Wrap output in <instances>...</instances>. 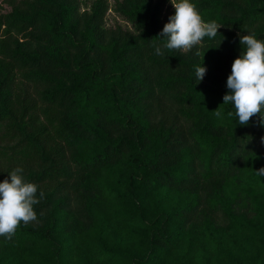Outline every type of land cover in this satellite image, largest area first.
<instances>
[{
  "label": "trees",
  "instance_id": "16d2710c",
  "mask_svg": "<svg viewBox=\"0 0 264 264\" xmlns=\"http://www.w3.org/2000/svg\"><path fill=\"white\" fill-rule=\"evenodd\" d=\"M4 1L0 182L22 167L40 202L0 264H264V125L222 104L264 0H191L216 37L162 56L167 0Z\"/></svg>",
  "mask_w": 264,
  "mask_h": 264
},
{
  "label": "clouds",
  "instance_id": "9594fccd",
  "mask_svg": "<svg viewBox=\"0 0 264 264\" xmlns=\"http://www.w3.org/2000/svg\"><path fill=\"white\" fill-rule=\"evenodd\" d=\"M175 13L169 16L162 31L157 35L163 39L157 44L152 42L155 55H164L163 49L169 51H191L201 45L205 37L215 38L221 27L215 20L205 22L196 5L191 0H170ZM242 27V26H241ZM246 35H240L243 51L232 63V70L227 77L228 91L223 96L224 105L231 104L238 117L240 125H247L253 116H259L260 124L264 125V41L246 27ZM199 55V53H196ZM196 78L202 80L206 74V67L196 66ZM217 118H222V111L217 108L214 112ZM229 117L233 112L227 113ZM264 143V136L261 137ZM264 175V167L257 170ZM10 179L0 182V236L11 239L21 222L25 225L35 221L37 214L34 205L40 202L37 198L38 186L25 179L24 169L16 167L8 172ZM44 193L40 191L39 197Z\"/></svg>",
  "mask_w": 264,
  "mask_h": 264
},
{
  "label": "rangeland",
  "instance_id": "374dc122",
  "mask_svg": "<svg viewBox=\"0 0 264 264\" xmlns=\"http://www.w3.org/2000/svg\"><path fill=\"white\" fill-rule=\"evenodd\" d=\"M170 0H167V2L164 5V11H166L168 8L172 7ZM10 9V6L4 1L0 0V12H5ZM106 26L113 27L115 25H121L123 28L132 29V25L124 20L120 15L116 14L112 10H108L106 17Z\"/></svg>",
  "mask_w": 264,
  "mask_h": 264
}]
</instances>
